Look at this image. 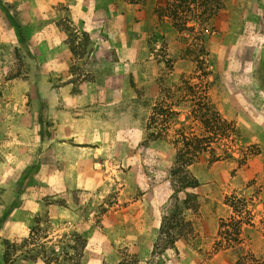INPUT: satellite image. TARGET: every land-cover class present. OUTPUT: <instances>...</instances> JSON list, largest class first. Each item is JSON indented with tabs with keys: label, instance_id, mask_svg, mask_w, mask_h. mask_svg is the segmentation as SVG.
I'll use <instances>...</instances> for the list:
<instances>
[{
	"label": "rangeland",
	"instance_id": "rangeland-1",
	"mask_svg": "<svg viewBox=\"0 0 264 264\" xmlns=\"http://www.w3.org/2000/svg\"><path fill=\"white\" fill-rule=\"evenodd\" d=\"M6 4L5 263L264 264V0H146L84 28L56 13L61 31ZM178 150L195 188L170 174ZM171 210L187 223L156 248Z\"/></svg>",
	"mask_w": 264,
	"mask_h": 264
},
{
	"label": "crops",
	"instance_id": "crops-1",
	"mask_svg": "<svg viewBox=\"0 0 264 264\" xmlns=\"http://www.w3.org/2000/svg\"><path fill=\"white\" fill-rule=\"evenodd\" d=\"M12 2L16 9H21L20 14L26 15L30 28L43 29L48 31H61L55 22H52V18H55L56 13L60 16L68 15L71 17V20L75 26L84 28L85 26L91 27L99 22V19L106 20V22H114L121 20L120 25H125V20L130 22L132 15L138 17L137 14H143L145 11L144 7L135 8V13L133 14L131 10L127 8L118 9V3L126 2L125 0H0V13L6 15L9 19V24L12 27L20 30V26L16 20L12 17L13 14L10 11V8L7 6L6 2ZM130 6H135L131 3L126 2ZM12 15V16H11ZM103 15V17H101ZM38 17H42L39 19ZM139 18H141L139 16ZM52 22V24H51ZM43 25V26H41ZM37 26V27H36ZM62 36V35H59ZM64 39V36L61 40ZM61 46H65V43ZM97 48V44L94 45ZM0 264L5 263L4 259V250L2 244L0 243ZM17 264H46L43 262H32L28 261L26 263H17Z\"/></svg>",
	"mask_w": 264,
	"mask_h": 264
},
{
	"label": "trees",
	"instance_id": "trees-1",
	"mask_svg": "<svg viewBox=\"0 0 264 264\" xmlns=\"http://www.w3.org/2000/svg\"><path fill=\"white\" fill-rule=\"evenodd\" d=\"M128 3H131L135 5L138 8H141L144 6L146 0H125ZM177 1V0H173ZM182 3L188 2V0H178ZM175 10H172V13H174ZM191 31V30H189ZM187 52L190 51L189 46L185 48ZM164 112V111H163ZM190 142L185 141L182 144V147L185 146V151H190ZM195 151V150H194ZM195 152H181V150H178L174 155V161L170 166V174L173 176L178 175L179 173H183L184 179L186 181V184L188 187L195 188L199 185V181L189 174L188 167L192 164L193 160L195 159ZM186 199V198H185ZM181 210V209H180ZM232 222L236 223V221L232 220ZM187 221L182 218L181 212L178 214V211L171 210L170 212L165 213V215L161 218L160 227L158 230V240L155 244V247H159L162 249H167L172 243L175 242L176 239H178L179 234L177 233L176 227L179 225H185ZM164 244V245H162ZM162 245V246H161ZM161 251V250H159ZM154 256L158 254V252L153 251L152 253ZM115 264H132L126 260L117 262ZM141 264V263H140Z\"/></svg>",
	"mask_w": 264,
	"mask_h": 264
}]
</instances>
